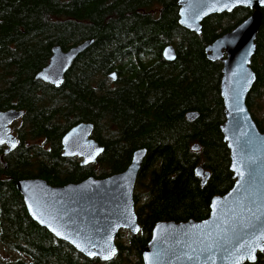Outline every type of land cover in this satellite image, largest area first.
Here are the masks:
<instances>
[{"label": "trees", "instance_id": "trees-1", "mask_svg": "<svg viewBox=\"0 0 264 264\" xmlns=\"http://www.w3.org/2000/svg\"><path fill=\"white\" fill-rule=\"evenodd\" d=\"M179 9L178 0H0V110L24 111L21 124H13L18 147L5 153L0 145V242L23 257L0 264H144L157 222L202 220L212 197L233 187L221 130L223 63L210 60L206 47L253 10L212 14L198 34L179 23ZM261 14L247 104L264 132V7ZM85 41L91 44L60 86L37 78L54 47ZM171 45L172 61L163 55ZM189 112L198 117L190 120ZM79 123L93 124L92 137L104 147L95 163L63 155L62 139ZM140 149L146 150L135 189L141 231L118 241L109 261L85 256L41 226L17 188L34 177L52 186L105 178L126 170ZM200 165L210 172L205 185ZM245 264H264V251Z\"/></svg>", "mask_w": 264, "mask_h": 264}, {"label": "water", "instance_id": "water-1", "mask_svg": "<svg viewBox=\"0 0 264 264\" xmlns=\"http://www.w3.org/2000/svg\"><path fill=\"white\" fill-rule=\"evenodd\" d=\"M179 23L198 34L202 22L215 13L247 7L253 14L231 31L206 47L210 60L223 63L221 95L226 119L221 130L231 154L235 183L224 195L211 199L210 214L202 220L159 221L144 247V264H245L255 263L264 251V132L247 104L256 73L251 59L261 26L264 0H178ZM91 41L68 50L56 46L49 63L37 78L60 86L76 58ZM163 55L172 61L176 49L168 46ZM113 80L116 73L111 74ZM24 115L17 109L0 110V145L5 153L19 144L12 124ZM187 117L194 120L196 112ZM94 125L79 123L63 137L67 157H79L83 165L95 163L104 151L93 137ZM194 150L200 145L194 144ZM146 155L145 149L134 152L126 170L105 178L91 176L80 183L52 186L40 177L18 181L31 217L58 239L79 252L101 261L112 260L119 249L116 243L121 230L134 236L141 231L136 212L135 189ZM197 175L206 184L210 172L202 165Z\"/></svg>", "mask_w": 264, "mask_h": 264}, {"label": "rangeland", "instance_id": "rangeland-1", "mask_svg": "<svg viewBox=\"0 0 264 264\" xmlns=\"http://www.w3.org/2000/svg\"><path fill=\"white\" fill-rule=\"evenodd\" d=\"M20 121L17 122V125H20ZM13 127V132L15 133V128ZM16 134V133H15ZM123 235L120 237L118 236V240H122V242L128 241V238L130 236V232L128 230H122ZM121 232V233H122ZM120 233V234H121ZM23 257L19 252H16L15 250H12L8 247H6L3 243L0 242V259L5 261H13L17 260L19 258Z\"/></svg>", "mask_w": 264, "mask_h": 264}, {"label": "flooded vegetation", "instance_id": "flooded-vegetation-1", "mask_svg": "<svg viewBox=\"0 0 264 264\" xmlns=\"http://www.w3.org/2000/svg\"><path fill=\"white\" fill-rule=\"evenodd\" d=\"M12 128H13V127H12ZM13 133H14V132H13ZM14 134H15V133H14ZM15 135L17 136V134H15ZM17 138H18V136H17ZM18 140H19V138H18ZM5 147L7 148V145H5ZM17 147H18V146H17ZM6 148H5V149H6ZM118 236L121 237L122 235H118ZM118 241H120V240H118V238H117L116 243H117ZM121 241H122V240H121ZM117 246H118V245H117Z\"/></svg>", "mask_w": 264, "mask_h": 264}]
</instances>
